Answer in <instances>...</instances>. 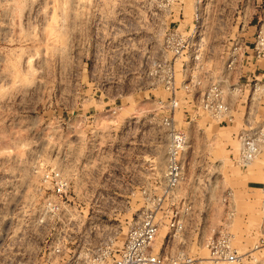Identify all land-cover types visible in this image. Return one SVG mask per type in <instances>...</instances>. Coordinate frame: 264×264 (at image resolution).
I'll return each mask as SVG.
<instances>
[{
	"label": "rangeland",
	"instance_id": "374dc122",
	"mask_svg": "<svg viewBox=\"0 0 264 264\" xmlns=\"http://www.w3.org/2000/svg\"><path fill=\"white\" fill-rule=\"evenodd\" d=\"M203 9L219 32L205 28L201 65L194 49L176 55L168 36L188 35ZM260 30L264 0H0V264H89L103 252L111 261L157 202L159 247L179 206L184 238L169 249L196 264H264V191L254 189L264 143L242 166L238 139L264 123V95L252 98L248 65L239 66L237 89L224 84L235 119L220 124L200 106L199 87H185L207 72L222 79L231 39L252 47ZM164 61L174 65L171 88ZM166 118L188 141L175 195L164 185ZM218 231L232 235L239 261L211 262L204 241Z\"/></svg>",
	"mask_w": 264,
	"mask_h": 264
},
{
	"label": "built area",
	"instance_id": "2783aa9c",
	"mask_svg": "<svg viewBox=\"0 0 264 264\" xmlns=\"http://www.w3.org/2000/svg\"><path fill=\"white\" fill-rule=\"evenodd\" d=\"M210 14V13H209ZM209 14L203 9L195 13L194 26L182 30L179 36L171 33L168 36V42L172 45V51L176 55H182L184 51L194 49L197 53L194 58L204 65L208 60L204 54V33L207 27L206 18ZM177 28H179L177 26ZM203 35V36H202ZM204 55V60L202 59ZM264 61V31L260 30L251 47L244 42L242 38L231 39L227 46V57L225 61V69L222 79H216L212 73H206L191 79L185 87L191 90L193 86L200 89V106L216 118L220 124L233 123L235 116L233 113L232 103L228 100V95L224 89V84L229 83L232 91L238 87V82L243 77L238 75L235 81V73L239 66L252 65L258 66ZM187 65L190 63L186 61ZM157 64V63H156ZM162 63H158L161 66ZM165 75L163 76L168 88L172 87L175 82V69L171 62L164 61ZM264 71V69H262ZM248 85L252 83V98H260V93L264 95V73H251L246 77ZM192 87L190 88V84ZM258 95V97H256ZM165 123L170 126V143L166 153V170L164 173V182L166 192L175 195L182 188L187 180L184 168L183 153L188 146L187 138L184 133L176 131L172 122L166 118ZM240 141V162L242 166H248L260 154L264 143V123L257 126H250L243 129L239 135ZM57 192H65L69 186L66 179L61 176L57 177ZM264 191V181H263ZM224 200L231 199L233 192H227ZM161 198H158L160 201ZM181 209L186 213L192 209V206L185 197L180 198ZM231 205V204H230ZM228 208L230 216L235 214L233 205ZM161 207V203H154L152 207L146 208L129 227L124 246L118 256L113 257L111 261H107L104 257L107 255L99 253L89 264H196L197 258L183 249L170 248L171 241L177 238H184L185 222L180 215V209L177 207L173 211L168 222L169 232L167 233L162 246L157 245V238L160 231V222L157 219L155 211ZM233 237L225 231H218L205 238V245L210 251L211 262L219 263L227 261L230 263L237 262L241 259L239 251L233 245Z\"/></svg>",
	"mask_w": 264,
	"mask_h": 264
},
{
	"label": "crops",
	"instance_id": "0c3cea01",
	"mask_svg": "<svg viewBox=\"0 0 264 264\" xmlns=\"http://www.w3.org/2000/svg\"><path fill=\"white\" fill-rule=\"evenodd\" d=\"M243 2L244 4H246V2H248V0H225V2H229V4H231L232 6L233 5H235L236 4V2ZM233 16H235V14H233ZM211 17L212 18H214V11H212V15H211ZM215 23H217V21H214L213 20V24H214V26L213 27H209L208 25H207V27L209 28V30L211 29V30H213L214 28V31H216L217 30V32H219V30H218V28L219 27H217V24H215ZM212 24V23H211ZM192 25V22H188L185 26H184V28L185 29H188L190 26ZM232 29H233V31L235 32V26H233L232 25ZM210 30V31H211ZM248 67V69L250 70L249 71V74H251V73H259V74H263L264 73V71L262 70V69H264V66H262L261 65V63H259V65L258 66H252V65H248L247 66ZM252 68H254L253 69V71H252ZM250 189H253V187H249ZM254 189H260V190H263V180L262 181H259L258 183H257V187H254Z\"/></svg>",
	"mask_w": 264,
	"mask_h": 264
}]
</instances>
